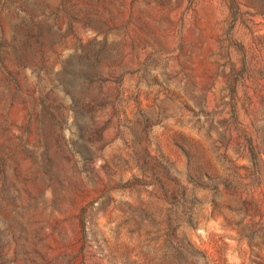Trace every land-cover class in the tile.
Instances as JSON below:
<instances>
[{
  "label": "rangeland",
  "instance_id": "374dc122",
  "mask_svg": "<svg viewBox=\"0 0 264 264\" xmlns=\"http://www.w3.org/2000/svg\"><path fill=\"white\" fill-rule=\"evenodd\" d=\"M0 264H264V0H0Z\"/></svg>",
  "mask_w": 264,
  "mask_h": 264
}]
</instances>
